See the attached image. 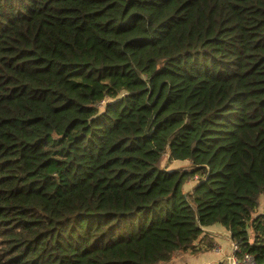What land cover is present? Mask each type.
I'll use <instances>...</instances> for the list:
<instances>
[{
    "label": "trees",
    "instance_id": "obj_1",
    "mask_svg": "<svg viewBox=\"0 0 264 264\" xmlns=\"http://www.w3.org/2000/svg\"><path fill=\"white\" fill-rule=\"evenodd\" d=\"M261 196L264 0H0V264H264Z\"/></svg>",
    "mask_w": 264,
    "mask_h": 264
},
{
    "label": "rangeland",
    "instance_id": "obj_2",
    "mask_svg": "<svg viewBox=\"0 0 264 264\" xmlns=\"http://www.w3.org/2000/svg\"><path fill=\"white\" fill-rule=\"evenodd\" d=\"M191 164L188 161H172L169 162L168 158L165 157L163 160V167H167L168 169H180V170H187L190 169ZM192 178L190 182L185 186V190H189L195 183L198 182V178ZM258 213H264V196H261L260 198V206L258 208ZM216 234V237L218 238L219 245L221 246L217 247V244H215L214 249L211 251H207L204 253H200L198 255H192L189 253H183V252H177L173 256L170 264H201L199 257L206 259V264H228V254L230 252V245L229 241L226 238V231L223 226L217 225L216 227H212V230ZM215 240V236L212 237ZM223 256V254L226 252ZM222 255V256H221ZM201 259V260H202ZM199 260V261H198Z\"/></svg>",
    "mask_w": 264,
    "mask_h": 264
},
{
    "label": "built area",
    "instance_id": "obj_3",
    "mask_svg": "<svg viewBox=\"0 0 264 264\" xmlns=\"http://www.w3.org/2000/svg\"><path fill=\"white\" fill-rule=\"evenodd\" d=\"M229 245L230 252L228 254V264H257L254 257L249 253L241 255L240 248L235 242L230 240Z\"/></svg>",
    "mask_w": 264,
    "mask_h": 264
},
{
    "label": "crops",
    "instance_id": "obj_4",
    "mask_svg": "<svg viewBox=\"0 0 264 264\" xmlns=\"http://www.w3.org/2000/svg\"><path fill=\"white\" fill-rule=\"evenodd\" d=\"M213 227H214V226H213ZM215 227H216V226H215ZM211 230H212V227L208 228V231L211 233V236H212V237L215 236V242H216V244H217V247H220L221 245H219V241H218V238H219V237H216V234L214 233V231H211ZM225 231H226V234H225V235H226V238H227L228 241H229V240H230V237H229V231H228L227 229H225ZM220 250H222V246H221V249H220ZM227 252H228V251H226V252L223 254V256H224L225 254H227ZM221 256H222V255H221ZM201 259H202V258L199 257L200 263H201V264H206V262H204V261H206V259H204V258H203L202 260H201ZM199 260H198V261H199Z\"/></svg>",
    "mask_w": 264,
    "mask_h": 264
}]
</instances>
